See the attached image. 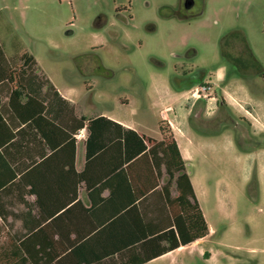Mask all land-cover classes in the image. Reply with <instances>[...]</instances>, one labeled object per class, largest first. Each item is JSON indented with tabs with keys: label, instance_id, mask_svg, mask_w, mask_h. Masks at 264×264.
Segmentation results:
<instances>
[{
	"label": "rangeland",
	"instance_id": "374dc122",
	"mask_svg": "<svg viewBox=\"0 0 264 264\" xmlns=\"http://www.w3.org/2000/svg\"><path fill=\"white\" fill-rule=\"evenodd\" d=\"M183 1L0 0V43L11 60L19 49L34 55L60 87L92 100L91 111L130 115L166 85H185L178 96L187 101L188 82L242 81L264 101V0H195L194 14ZM225 114L210 126L218 146L205 209L214 234L155 264H264V136L232 109ZM190 122L208 127L194 115Z\"/></svg>",
	"mask_w": 264,
	"mask_h": 264
},
{
	"label": "crops",
	"instance_id": "0c3cea01",
	"mask_svg": "<svg viewBox=\"0 0 264 264\" xmlns=\"http://www.w3.org/2000/svg\"><path fill=\"white\" fill-rule=\"evenodd\" d=\"M32 56L37 66L29 68L21 79L26 95L24 102L33 98L37 107L45 109L41 115H33L34 123H31V113L17 116L16 132L25 131L18 164H32L29 167L32 178L27 182L34 184L36 193H24L25 188H31L28 184L20 185L15 194L7 196L1 189L0 222L8 218L10 223L24 228V217H31L34 222L47 218L48 228H72L71 238L79 234L83 239L95 241L102 240L101 228H170L174 220L170 202L178 196L177 175L171 178L161 160V152L145 159H139L141 155L125 161L123 140L113 128L105 131L104 122H100L95 124L98 128L89 129L92 121L105 118L159 143L164 139L161 130L164 121L173 130L210 233L145 264L173 259L177 253L206 242L214 234L205 204L210 201L209 186L216 178V166L210 157L215 156L218 146V132L210 126L217 118L224 119L226 111L232 109L255 127L257 135L264 136V101L254 99L245 83L234 80L226 87H215L220 102L213 114L205 111L207 105L194 108L185 100L186 95L178 96L185 85L174 88L166 85L155 92V99L148 97L146 105L130 115L110 110L91 111L92 100L77 97L69 88L60 87ZM6 57L9 58L7 54ZM186 86L189 92L199 85L188 82ZM156 107H161L159 114ZM192 115L208 127H193ZM21 119L25 123H20ZM152 119L156 125L150 124ZM236 146V142H231V148L237 149ZM261 153L264 157V148ZM198 158H203L202 162ZM259 181L262 182L261 177L257 176L256 183ZM229 188L225 184L220 194L225 201L230 199ZM205 254L201 250V257ZM126 263L127 259L117 254L99 264Z\"/></svg>",
	"mask_w": 264,
	"mask_h": 264
},
{
	"label": "trees",
	"instance_id": "16d2710c",
	"mask_svg": "<svg viewBox=\"0 0 264 264\" xmlns=\"http://www.w3.org/2000/svg\"><path fill=\"white\" fill-rule=\"evenodd\" d=\"M14 59L18 63L14 64ZM14 59L6 57L0 43V191L3 189L2 193L7 196L15 194L20 185L28 184L31 188H25L24 193L33 195L35 186L27 182L32 178L29 168L32 164H18L25 131L16 132V117L31 113V123H34V117L41 115L45 108L37 107L33 98L24 102L26 95L21 79L31 70L29 68L37 66L35 58L27 50L19 49ZM5 97H8L7 102ZM100 122H104L103 130L113 128L123 140L125 161H133L141 155L139 159H145L161 152V160L171 178L177 175L178 196L170 202L173 224L170 228H101L102 240L95 241L94 238L83 239L79 234L71 238L72 228H48L47 218L34 222L31 217H24V228L13 232L15 223L2 218L0 237L5 234L6 242L0 244V264H99L117 254L127 259L126 264H145L209 235L207 221L170 125L161 123L164 139L156 143L105 118L92 121L89 129L98 128L95 124ZM20 123L25 122L21 119ZM28 169L31 170L25 174ZM256 182L254 180V184Z\"/></svg>",
	"mask_w": 264,
	"mask_h": 264
},
{
	"label": "built area",
	"instance_id": "2783aa9c",
	"mask_svg": "<svg viewBox=\"0 0 264 264\" xmlns=\"http://www.w3.org/2000/svg\"><path fill=\"white\" fill-rule=\"evenodd\" d=\"M188 94L189 96L187 97V101L205 100L207 102L208 114H213L220 102L217 97L214 85L211 83L193 88L188 92Z\"/></svg>",
	"mask_w": 264,
	"mask_h": 264
},
{
	"label": "flooded vegetation",
	"instance_id": "af4514ba",
	"mask_svg": "<svg viewBox=\"0 0 264 264\" xmlns=\"http://www.w3.org/2000/svg\"><path fill=\"white\" fill-rule=\"evenodd\" d=\"M187 1H192V2H193V6H192L191 9H187V8H186V3H187ZM182 6H183V10H184L186 13H188V14H194V13H192V12H193V10H194L195 7H196V1H195V0H184Z\"/></svg>",
	"mask_w": 264,
	"mask_h": 264
},
{
	"label": "water",
	"instance_id": "95a60500",
	"mask_svg": "<svg viewBox=\"0 0 264 264\" xmlns=\"http://www.w3.org/2000/svg\"><path fill=\"white\" fill-rule=\"evenodd\" d=\"M192 6H193V2H192V1H187V3H186V8H187V9H191Z\"/></svg>",
	"mask_w": 264,
	"mask_h": 264
}]
</instances>
